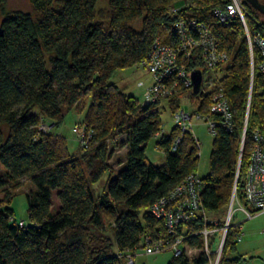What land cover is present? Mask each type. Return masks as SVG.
Instances as JSON below:
<instances>
[{
  "label": "trees",
  "instance_id": "obj_1",
  "mask_svg": "<svg viewBox=\"0 0 264 264\" xmlns=\"http://www.w3.org/2000/svg\"><path fill=\"white\" fill-rule=\"evenodd\" d=\"M7 1L0 0V164L7 169L0 176V264H128L117 251L138 252L145 235L154 240L169 236L151 206L186 175L198 173L197 140L188 130L172 151L181 134L178 127L169 138H156L163 130L162 99L142 105L110 79L125 67L143 64L157 37L168 40L180 18L208 24L231 57L219 67L225 70L219 84L228 96L234 129L220 126L213 136L203 206L208 215L228 212L235 189L244 203L252 133L264 129V74L243 24L223 25L214 13L229 0H189L186 5L184 0H107L108 8H99L100 0H30L34 12L9 13ZM243 2L260 22L250 19L251 29L264 31V14L249 0ZM192 67L202 69V64L196 61ZM187 93L197 112L210 110L215 90ZM87 98L91 105L82 120L95 128L93 144L70 154L63 136L42 132L40 125L59 128L67 112ZM179 99L170 98L174 110ZM120 135L126 136L129 150L126 165L115 172L111 146L119 144ZM153 137L165 154L160 166L147 158ZM107 172V185L98 193L95 185ZM27 179L37 190L27 194L28 223L16 219L12 206L16 189ZM203 225L201 219L180 228L188 246L204 247L202 235H191ZM226 239L219 264L253 261L238 252V241L230 235ZM218 242L214 239L213 247ZM167 264L213 263L201 251L193 257L174 252Z\"/></svg>",
  "mask_w": 264,
  "mask_h": 264
},
{
  "label": "built area",
  "instance_id": "obj_2",
  "mask_svg": "<svg viewBox=\"0 0 264 264\" xmlns=\"http://www.w3.org/2000/svg\"><path fill=\"white\" fill-rule=\"evenodd\" d=\"M229 1L223 8L214 9V13L223 25L233 24L235 20L243 24L251 52L253 53L255 46L259 51L261 56L260 67L264 74V31L261 29L252 30L248 21L251 19L257 25L260 22L248 10L243 0ZM171 11L177 13L178 8L173 7ZM230 58L228 51L222 50L218 45L217 37L208 24L197 18H180L174 23L173 31H171L168 40L165 37H157L147 60L142 64L148 68L153 76L152 85L144 91L146 103L157 102L161 98L181 96L184 93L188 94L187 90L193 89L192 72L195 69L203 72L202 86L205 83L208 86L212 85L214 82L211 77L205 79V76L215 72L217 68L225 66ZM196 61L202 64V69L192 67V63ZM219 83L210 89L215 90L210 110L206 114L195 112L200 119L207 123L212 136L217 134L220 126L225 127L228 131L234 129L231 105L228 96L220 88ZM193 117L194 115L185 112V110H178L174 113L175 126L181 130V134L176 137L172 151H177L183 141L184 133L188 130L191 131ZM46 127L49 128V125L43 122L40 125V130L48 132ZM73 131L76 133L78 143L80 142L85 146V149L90 148L96 133L95 128L83 120L74 125ZM170 135L171 132L167 133L163 129L156 134V138L161 139L164 136L169 138ZM252 135L249 165L243 187L244 203L239 201L235 189L230 202L228 217L224 223L220 224V221L209 217L202 203V192L207 183L198 173H190L175 188L151 206V212L158 219L165 221L169 236L166 239L157 238L154 240L151 235H145L143 253L132 254L117 251V255L125 257L128 264H135L136 256L144 253L155 255L171 250L175 252L176 256L184 253L189 255L187 252L189 246L186 244L188 236L182 233L180 228L203 219L202 229L191 235L203 236L204 247L199 251L206 252L213 264H219L226 238L230 235L233 241L238 242L244 239L242 222H233L235 209L238 208L242 211L248 219L264 214V129L255 130ZM196 140L198 143L197 138ZM236 203L239 204V207H236ZM20 224L23 225V221ZM214 239H219L216 247L212 245Z\"/></svg>",
  "mask_w": 264,
  "mask_h": 264
},
{
  "label": "rangeland",
  "instance_id": "obj_3",
  "mask_svg": "<svg viewBox=\"0 0 264 264\" xmlns=\"http://www.w3.org/2000/svg\"><path fill=\"white\" fill-rule=\"evenodd\" d=\"M264 2V0H262ZM182 5L189 4V0H184ZM99 8H108L107 0H100L98 4ZM5 10L7 13L14 11H26V12H34L33 5L30 0H8L5 6ZM225 70L217 68L215 72H212L210 75H206L205 79L211 77V80L214 82L212 85L204 84L202 86L203 90L208 91L213 86H216L224 76ZM110 82L116 83L123 91V93L130 94L138 98L139 102L143 105L146 103L144 91L148 89L153 82V76L151 72H149L148 68L144 67L142 64H137L136 66L125 67L124 69L119 70L115 75L110 79ZM161 113L160 117L163 123L162 128L170 133L172 128L175 126L174 121V113L176 111L189 112L193 117L191 133L194 137L198 139L199 143V164L197 167V172L201 177H206L210 172V155L212 152L214 138L205 123L204 120L200 119L198 115H196V108L190 104L189 93L182 94L179 99V105L174 103V107L170 104V98H161ZM91 105V99L87 98L84 103L74 110H70L67 112L64 123L58 127H51V124L48 122L49 128L46 127L51 133L55 135L63 136L66 139V144L68 146L69 153H77L79 148L82 150L85 149L80 142L76 139V133L73 131V127L76 123L83 121L82 119L86 116L88 112V108ZM119 144L114 146L112 144V153L113 156L110 159L111 169L115 172H118L119 169L124 167L126 164V158L128 154L129 147L126 144V136L120 135L117 137ZM157 139L155 137L151 138L147 144V158L148 161L154 163L158 166L163 165L165 161L164 151L157 148ZM93 140L91 141V143ZM110 143V142H109ZM93 144V143H92ZM91 144V146H92ZM90 146V147H91ZM89 148H86V150ZM6 167L0 164V176L5 177ZM105 177L98 183H96L95 188H97L98 193L102 191L104 186L107 185L109 180V172H107ZM37 191L35 185L27 179L24 184L16 189V196L13 200V209L14 215L16 219L25 220L27 223L29 222V213L28 207L29 202H27V194L29 191ZM54 208H57L60 205V201L54 196ZM237 204V203H236ZM239 207V204L236 205ZM229 212V210H228ZM228 212H224L219 216H215L214 214L209 215L216 221L226 220L228 217ZM234 223H241L243 227V240L238 243V252L240 254H246L248 257L250 255L255 258L251 261L252 264H264V214H259L255 216V218L248 219L242 211L238 208L234 211ZM109 234L114 238V232L109 231ZM187 252L189 256H197L201 251L195 248L188 247ZM137 253H143L142 249ZM174 256V252L171 250H166L165 252H161L155 255H148L146 253L139 254L136 256L135 264H167L170 259Z\"/></svg>",
  "mask_w": 264,
  "mask_h": 264
},
{
  "label": "water",
  "instance_id": "obj_4",
  "mask_svg": "<svg viewBox=\"0 0 264 264\" xmlns=\"http://www.w3.org/2000/svg\"><path fill=\"white\" fill-rule=\"evenodd\" d=\"M251 4L259 11L264 14V4L260 0H249ZM192 81H193V91L198 93L202 88L203 84V72L201 70L195 69L192 72Z\"/></svg>",
  "mask_w": 264,
  "mask_h": 264
},
{
  "label": "crops",
  "instance_id": "obj_5",
  "mask_svg": "<svg viewBox=\"0 0 264 264\" xmlns=\"http://www.w3.org/2000/svg\"><path fill=\"white\" fill-rule=\"evenodd\" d=\"M246 255V254H245ZM250 257H254V256H252V255H250ZM255 258V257H254ZM252 264V263H251Z\"/></svg>",
  "mask_w": 264,
  "mask_h": 264
}]
</instances>
